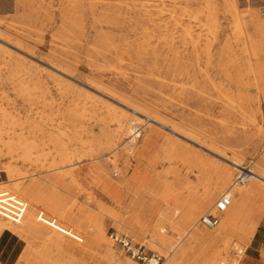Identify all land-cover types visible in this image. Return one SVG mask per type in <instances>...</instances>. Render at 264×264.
<instances>
[{
    "label": "rangeland",
    "instance_id": "rangeland-1",
    "mask_svg": "<svg viewBox=\"0 0 264 264\" xmlns=\"http://www.w3.org/2000/svg\"><path fill=\"white\" fill-rule=\"evenodd\" d=\"M258 22L264 24V0H0V105L23 120L48 122L45 134L27 132L28 142L40 143L72 122L78 138L74 147L79 154L90 155L76 168L80 189L63 176L69 164L60 163L61 170L44 168L53 158L60 161L46 147L22 162L13 159L0 141V167L11 165L40 175L28 182L60 175L58 192L66 207L77 205L71 214L79 224L92 215L98 201L114 210L127 208L120 213L123 227L109 219L104 228L102 216L96 214L88 224L94 236L104 232L116 257L113 264H149L113 243L108 238L113 231L145 244L149 256L156 253L169 264L172 244L189 232L171 225L189 203L185 186L199 185L200 171L207 170L198 162L200 157L217 164L216 177L233 169L227 190L234 186L238 171L229 161L239 157L256 173L264 170V83L257 75V68L264 66V28L260 30ZM10 57L21 65L20 75L29 88L26 100L17 96L14 88L19 84L10 79L5 65ZM128 107L145 110L151 120ZM122 112H129L133 120L136 141L130 130L116 133L114 118ZM102 130L111 136L100 138ZM149 135L154 152L162 157L181 154L174 164L177 178L164 174L172 167L168 162L135 156L134 147L140 148ZM9 138L3 135V140ZM98 154L99 160L93 161ZM0 177V191L11 186L5 174ZM255 187L264 189L262 184ZM131 211L144 213V223L132 219ZM207 213H215L214 204L198 219ZM159 220H164L170 243L155 247L148 241L147 224ZM64 228L72 232L70 225ZM1 235L0 263L24 264L27 243L7 231ZM233 242L241 244L240 237L230 241L231 251ZM243 248L246 254L238 264H261L259 254L251 256L249 242ZM200 251L196 247L191 257L176 263L200 264Z\"/></svg>",
    "mask_w": 264,
    "mask_h": 264
},
{
    "label": "bare ground",
    "instance_id": "bare-ground-1",
    "mask_svg": "<svg viewBox=\"0 0 264 264\" xmlns=\"http://www.w3.org/2000/svg\"><path fill=\"white\" fill-rule=\"evenodd\" d=\"M257 21H259V19H257ZM257 25L260 30L264 28V24L262 22H258ZM239 30L240 32L243 31L242 27ZM193 44L196 46L197 43L195 42ZM5 65L9 70V75L12 82L19 84L14 88L16 90L17 96H19V98L21 97L23 100H26L29 94V88L24 83L23 76L20 75L21 65L16 61L13 62L11 57ZM64 75H66V73ZM257 75L260 81L264 83V66H259L257 68ZM124 106L127 107L126 105ZM128 109L131 110L129 107ZM132 111L141 116H145V110H141L140 108L134 110L132 109L131 112ZM18 113L20 112L18 111ZM113 113L115 116L116 112L114 111ZM127 113L129 112H122L117 119L114 118V121L117 123L116 133L130 130V133L132 132V135H135L133 139L135 140L139 138V134H137V132L134 131V128L131 126V122H133V120L131 121V118ZM145 117L148 120H151L149 116ZM48 120L52 121L53 119L50 118ZM45 124H48V122L46 121ZM45 124L34 122L30 119L23 120L18 116H13V114H10L4 106L0 105V141L2 142L3 147L7 150V153L11 155V157L16 161L25 162L32 159L31 156H34L35 150L37 151V149L40 147H46L50 150L48 153L55 154V157L60 158V161H57L55 158H53L54 160L50 162L48 166L45 165L44 168L61 170V168L58 167L60 163L69 164L67 167L69 169L63 173V176L71 180L74 188L80 189V178L76 174V168L79 164L83 163L88 157H90V155L79 154L76 147H74L77 146L76 144L78 142L75 126L72 125L71 122V125L66 129H59V133L57 134L48 133L49 135L46 136L47 138L43 139L40 143L37 141L28 142L25 139V134L27 132H40L45 134ZM172 132L183 137L181 133L177 131L172 130ZM3 135H8L12 138H9V140H3ZM110 136V132L102 130L100 138ZM148 137L149 138L145 139L144 144L140 148H137V146L134 147L136 151L135 156L141 160H147L150 158L156 163L168 162V164H170L172 167L169 170H166L164 174H172L175 178H177V168L174 167V164L180 158L181 154L172 153L162 157L159 153L154 152L155 149L153 146L154 141L152 140V136L149 135ZM79 142L82 141L79 140ZM112 143L114 144L113 140ZM99 154L97 156L91 155L93 157L92 160H99ZM131 156L133 158V155ZM219 157H221L222 160H227L225 155H219ZM38 158L39 157L37 156L36 160ZM140 162L141 163L138 164L141 165L142 161ZM198 162L204 167H207V170L200 171V176L198 179L199 185L189 183L185 186V190L190 197L189 203H187L188 205L184 207L183 214L178 218V220H174L173 223H171L173 230H175L177 226H181L183 228L189 229V232L183 237H179L180 241L172 244L173 246L171 247L167 258H169V264H177L176 261L182 257L185 259L191 257L190 251L198 247L201 250L198 256V261L201 262L200 264H203L202 261L207 262L206 264H231V262L234 260V257L232 256L230 241L234 237L238 239L240 237L241 244L245 245L249 241L248 238L240 235L238 232L233 231L230 228H225L222 224L213 228L214 231L212 232H209V230L205 231L204 229H206V227L201 224L198 217L206 209L212 207L213 204L215 206L216 203L214 202L222 192H225L223 195L226 194L232 197L233 205H241L245 197L246 189H242L241 186L234 184L232 188L227 190V188L231 186L229 183L231 182L232 176L234 174L233 169L228 168L220 172L218 177H216L215 174L217 164L215 162H211L210 160L201 157L198 159ZM229 162L231 167L234 169L239 170V168L244 167L242 165L243 159H240L239 157ZM254 172L256 173L255 170ZM0 173L5 174L6 182L12 181L9 183L11 186H2L0 191V235L7 231L20 237L27 243L28 248L25 252L23 251L24 254L22 256L24 264L114 263L116 257L112 249L105 243L106 241L105 235L103 234L104 232L102 234L99 233L100 235L97 233V235L94 236V231H92L88 224L93 221L95 216L94 214H96L97 216H102V226L105 225L110 219L118 223L119 226L123 227L121 224L120 213L125 211L127 208H119V210H114L106 207L102 201H98L94 207V212L91 213L92 215H87L83 221L81 220L80 225L75 220L73 213L71 214V211L77 207V205L72 203L69 207H66L62 202L63 198L58 192V188H61L62 185L59 178L60 175L49 176L48 178L46 177L44 179L40 178L41 180L38 178H31L32 180L28 182L27 179L30 177H39L40 175L35 174L34 172L33 173L35 175H29L28 173L14 168L11 165L0 167ZM256 174L258 178L251 179L246 184L247 186L260 184L264 185V170L258 171ZM0 179L3 178L0 177ZM166 183L175 187V185L173 183L171 184L169 181H166ZM102 191L105 195V190L103 189ZM153 203L154 202L152 200L150 208L152 205H154ZM230 207L227 209V211L220 214L221 218L223 215H227V219L224 222V224L227 225L232 224L235 220V216L230 214V211L232 210V207ZM77 210L79 211L80 209L78 208ZM131 212L133 213L131 217L132 219H136L137 223H144V213L139 211ZM61 220L65 226L70 225L72 232L76 231L77 235L64 228L65 226L61 228ZM128 226H130V224H127L125 228H128ZM103 227L105 228V226ZM147 227H150L149 231H146V233H149L151 236V239L148 240L150 244L157 247V245L161 243H170L165 236L166 230L164 226V220H159L154 225L147 224ZM133 234L137 235L136 231H133ZM241 244L239 245L243 247Z\"/></svg>",
    "mask_w": 264,
    "mask_h": 264
},
{
    "label": "built area",
    "instance_id": "built-area-1",
    "mask_svg": "<svg viewBox=\"0 0 264 264\" xmlns=\"http://www.w3.org/2000/svg\"><path fill=\"white\" fill-rule=\"evenodd\" d=\"M258 178L257 174L254 172L251 166H244L239 168L237 175L235 177L234 183L239 186L246 185L251 179ZM232 204V197L229 195L221 196L215 204V213H207L201 217V224L208 228L213 229L220 224L221 213L227 211V209ZM108 238L115 244L119 245L125 253L131 256L133 259H136L139 262L149 263V264H163V257L153 253L149 256L146 253L145 244H136L133 240L126 234L113 231L108 234ZM232 256L234 260L231 264H237L240 260L243 259L246 254V249L240 246L238 243H232Z\"/></svg>",
    "mask_w": 264,
    "mask_h": 264
},
{
    "label": "crops",
    "instance_id": "crops-1",
    "mask_svg": "<svg viewBox=\"0 0 264 264\" xmlns=\"http://www.w3.org/2000/svg\"><path fill=\"white\" fill-rule=\"evenodd\" d=\"M255 186L250 185L246 188L245 197L241 205H231L230 214L235 216L233 223L224 224L227 219L225 214L222 216L220 224L247 237L251 256L259 254L261 257L260 262L264 264V189ZM2 237L3 235H0V242ZM251 261L254 262L253 258H251Z\"/></svg>",
    "mask_w": 264,
    "mask_h": 264
}]
</instances>
